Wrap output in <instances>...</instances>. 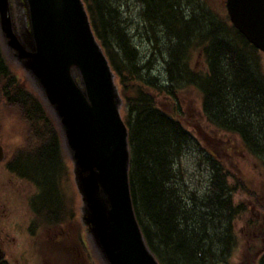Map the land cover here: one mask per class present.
<instances>
[{
	"label": "trees",
	"instance_id": "trees-1",
	"mask_svg": "<svg viewBox=\"0 0 264 264\" xmlns=\"http://www.w3.org/2000/svg\"><path fill=\"white\" fill-rule=\"evenodd\" d=\"M83 1L123 99L130 193L147 246L160 264L224 262L231 238L225 223L235 213L227 178L220 161L200 148L183 125L177 95L187 88L194 90L207 122L237 135L246 152L264 166L263 54L227 16L206 5L182 9L169 0H142L145 9L141 16L151 27L148 31L156 36L165 34L160 52L165 64L163 80L138 64V51L128 38L118 2ZM194 54L203 67L192 66ZM10 67L22 71L0 41V98L20 107L36 142L31 151H19L9 162L10 168L41 186L43 193L36 207L53 219L61 212L63 193L58 184L67 169L61 130L35 84L23 71L22 84ZM190 145L197 163H203L211 173L210 187L200 198L195 192H190L192 196L185 193L179 179V160L191 150ZM260 262L264 264V254Z\"/></svg>",
	"mask_w": 264,
	"mask_h": 264
},
{
	"label": "water",
	"instance_id": "water-1",
	"mask_svg": "<svg viewBox=\"0 0 264 264\" xmlns=\"http://www.w3.org/2000/svg\"><path fill=\"white\" fill-rule=\"evenodd\" d=\"M24 3L27 12L16 8L14 15L8 0H0V29L60 125L92 242L104 264H159L133 211L122 99L83 0ZM226 8L234 26L264 53V0H226ZM3 155L0 145V160Z\"/></svg>",
	"mask_w": 264,
	"mask_h": 264
},
{
	"label": "rangeland",
	"instance_id": "rangeland-1",
	"mask_svg": "<svg viewBox=\"0 0 264 264\" xmlns=\"http://www.w3.org/2000/svg\"><path fill=\"white\" fill-rule=\"evenodd\" d=\"M114 1L121 5V18L125 20L128 38L138 51V64L147 66L145 70H152V75L164 80L165 64L160 52L166 41L165 34L156 36L153 31H148L151 27L141 16L142 6L137 0ZM205 2L214 12L225 16L223 0ZM154 26L160 29V26ZM191 64L193 67H203L201 59L195 54L192 55ZM262 64L264 69V55ZM10 68L23 84L22 71ZM185 90L188 91L177 95L182 107L181 121L199 147L211 151L223 165L228 195L235 210L225 223L233 231L229 230L231 238L227 251L223 253L224 263L257 264L264 249V166L246 152L237 135L216 129L208 123L200 110L201 101L195 100L194 90ZM19 109L17 105L0 98V144L4 150V159L0 162V235L6 248L5 263L100 264L90 249L85 228L79 220L80 199L71 174V162L66 154L63 157L67 172L63 178L59 177V181L64 208L69 211V216L66 217L64 213L58 224L34 216L30 200L36 188L29 178L19 175L9 164L19 151H31L36 143ZM190 146L191 150H186L179 160V179L184 184L185 193L191 195L190 192H195L200 198L210 187L211 173L203 163H197L193 146ZM71 219L73 222L70 226L59 232V227L65 226L67 220Z\"/></svg>",
	"mask_w": 264,
	"mask_h": 264
},
{
	"label": "flooded vegetation",
	"instance_id": "flooded-vegetation-1",
	"mask_svg": "<svg viewBox=\"0 0 264 264\" xmlns=\"http://www.w3.org/2000/svg\"><path fill=\"white\" fill-rule=\"evenodd\" d=\"M140 4H141V8H142V11L145 9V6H144V2L142 0H137ZM10 4L13 6L12 7V10L13 12H15V9L17 8L20 12H27V8L25 6V3L23 0H9ZM169 2H172V5L173 3H179L180 7H182V9H187V7L189 8H193L194 4L197 5V6H201V5H206L208 6V4L205 2V0H169ZM223 2L225 3V0H223ZM175 6V5H174ZM19 176V175H18ZM20 177V176H19ZM23 177H27L31 180V178L29 176H23ZM33 178V177H32ZM31 182L34 184L35 188H36V193L32 196L31 200H30V207L34 213V216H38L40 218H45L46 221H54L56 224H58L57 222L59 221L60 222V218L63 219V215L65 213L66 217L69 216V211H66V207L64 208V197H63V200H62V203H61V212L59 213L58 216L54 217L53 219H49V217H47L45 214H43L39 208L36 207V200L38 197H40L43 193L42 191V188L40 185H38L37 183L35 184L33 180H31ZM66 211V212H65ZM61 215V216H60ZM73 222V219H71L70 221L67 220L66 222V225L64 226H60L58 231L59 232H62V231H65L68 226H70V223ZM231 231H233V228L230 229ZM69 234V233H68ZM0 245L1 247L3 248V250L5 251V256L6 255V248L4 247L3 245V237H1L0 235ZM264 248V247H263ZM91 251L94 253L95 257H96V252L94 251L93 247L91 246ZM263 254H264V249L262 250ZM257 264H261L260 260L258 261Z\"/></svg>",
	"mask_w": 264,
	"mask_h": 264
}]
</instances>
